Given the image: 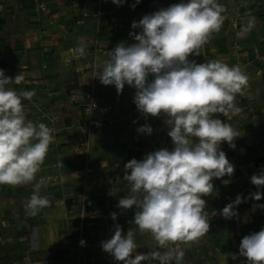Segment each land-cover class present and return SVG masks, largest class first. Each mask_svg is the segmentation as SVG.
<instances>
[{"label": "crops", "instance_id": "obj_1", "mask_svg": "<svg viewBox=\"0 0 264 264\" xmlns=\"http://www.w3.org/2000/svg\"><path fill=\"white\" fill-rule=\"evenodd\" d=\"M262 1L217 0L225 8L223 25L219 32L212 33L211 43L200 49L199 56L190 57L198 63L207 56L230 66L239 65L249 81L240 100L235 101L241 111L227 118L217 114L240 133L234 149L227 142L221 144L235 170L232 177L213 179L214 191L204 197L209 232L197 242L181 245L185 252L182 264H241L245 258L239 255L242 238L264 228V209L254 207L264 205V196L259 201L250 196L258 191L250 177L264 171ZM180 2L160 0L147 10L146 0H140L135 8L132 5L136 0H126L122 6L112 0H0V69L9 77L24 76L21 84L13 85L16 90L35 91L30 101L22 100L26 119L47 125V119L39 116V111H44L56 118L59 127L33 182L15 187L0 185V264H122L102 249V241L111 238L117 223L123 234L130 228L135 232L137 253L158 249L151 235L140 233L133 223L136 209L122 210L117 204L129 194L123 179L124 165L132 158L142 160L145 153L171 150L170 129L163 115L145 118L135 103H130L134 88L125 85L118 94L115 86L101 84L97 76L102 64L91 52L89 39L97 33L98 44L107 51L118 42L131 44L134 41L129 33L140 31L131 28L133 21ZM39 3L45 10L38 9ZM81 11L89 15L76 24ZM236 11L245 26L243 31L229 26V17ZM96 13L97 18L93 16ZM252 18L254 24L249 28ZM233 42L238 44L235 51L230 48ZM81 43L86 45L83 56L76 52ZM81 92L91 93L99 105L110 104L114 110L113 121L96 127L84 150L77 146L86 122L83 98L78 94ZM130 113H134V125ZM145 124L152 127L151 135L137 132ZM85 164L92 167L93 174L83 181ZM40 180L45 182L40 195L46 196L50 205L30 216L24 205ZM223 180L230 182L224 184ZM259 191L264 193V187ZM82 194L91 202L87 212L95 224L85 230V242L79 247L74 227ZM238 194L243 199L235 209L238 216L225 219L221 210ZM112 212L117 213L115 221Z\"/></svg>", "mask_w": 264, "mask_h": 264}, {"label": "clouds", "instance_id": "obj_2", "mask_svg": "<svg viewBox=\"0 0 264 264\" xmlns=\"http://www.w3.org/2000/svg\"><path fill=\"white\" fill-rule=\"evenodd\" d=\"M125 2L112 0L117 6ZM138 3L140 0L132 7ZM224 12L217 0H181L133 21L131 28L140 29L129 33L134 42H118L105 53L97 76L101 84L115 86L118 94L125 85L134 88L138 112L145 118L163 115L173 144L171 150L161 148L124 165L129 194L117 207L136 209L133 223L140 233L151 235L158 249L137 253L135 232L130 228L123 234L117 223L111 238L102 241V249L122 264H182L185 252L181 245L197 242L209 232L204 197L214 191L213 179L234 174V165L221 144L227 142L234 149L240 133L217 114L227 118L241 111L235 101L248 87L249 78L239 65L230 66L219 59L202 63L190 59L199 56L213 32H219ZM253 24L254 18L249 28ZM85 50L81 43L76 52L83 56ZM24 79L22 74L6 76L0 69V185L33 182L53 142L51 128L26 119L22 100L30 101L36 93L13 87ZM137 132L151 135L153 129L145 124ZM250 181L258 189L250 196L259 201L264 196L259 191L264 187V171L253 174ZM44 185L43 180L35 183L24 205L27 215L35 216L50 205L49 199L40 195ZM242 202L238 194L220 214L225 219L237 217L235 209ZM254 207L264 209V205ZM110 215L117 219L116 212ZM239 255L247 264H264V228L242 238Z\"/></svg>", "mask_w": 264, "mask_h": 264}, {"label": "built area", "instance_id": "obj_3", "mask_svg": "<svg viewBox=\"0 0 264 264\" xmlns=\"http://www.w3.org/2000/svg\"><path fill=\"white\" fill-rule=\"evenodd\" d=\"M103 1V0H98ZM160 0H146V8L147 10L153 9ZM184 2H187V0H184ZM263 3V16H262V24L264 26V0L262 1ZM39 10H45V6L43 3H39L37 5ZM2 9L0 5V10ZM89 14L85 11L80 12L81 18L75 19L76 24H80L83 22L84 18H87ZM99 13L94 14L93 16L97 18ZM113 21H115L114 18H112ZM229 26L235 30H240L243 31L245 29V26L241 23L240 21V15L236 11L231 16L229 17ZM213 34L210 35L208 42L202 47L204 48L205 46L209 45L211 43ZM98 36L97 33H95L93 36L90 37L89 43L91 45V52L96 56L99 57L100 63L102 64L103 59L105 58V53L107 50L103 48L101 45L98 44ZM238 47V44L236 42H233L231 44V51H235L236 48ZM211 60L209 57L204 56L203 57V62ZM82 98H83V109L86 114V122L84 124V127L82 129V136L77 142V146L81 149H87L89 142L91 140V135L93 130L100 126V125H105L109 124L113 121L114 117V110L113 106L110 104H105V105H99L97 101L95 100L94 96L91 93H78ZM240 100V94H237L236 101ZM130 103L133 104L134 100L131 99ZM248 111L253 113L252 108H248ZM134 113H130V118H131V124L134 125V118H133ZM39 116L42 118H46L48 121L47 126L53 130L52 135L55 136L59 130V127L57 126L56 123V118L53 116L48 115L44 111H39ZM51 151V148L49 146L48 152ZM148 153H145V155ZM262 159H264V152L261 155ZM118 164L115 163L114 166H117ZM93 174V169L90 167L88 164H85L83 167L82 171V176H83V181H86L91 175ZM91 206L90 200L86 197V195L82 194L80 196L79 202H78V209H77V218L75 221V231L77 234V244L78 246H82L85 242L84 239V233L86 229L92 228L94 226V220L89 216L87 212V208ZM83 242V243H81ZM82 264V263H79ZM241 264H247L246 258H244L241 262Z\"/></svg>", "mask_w": 264, "mask_h": 264}]
</instances>
